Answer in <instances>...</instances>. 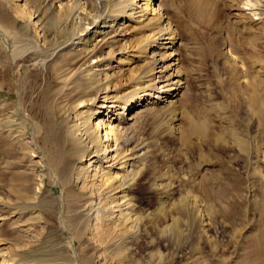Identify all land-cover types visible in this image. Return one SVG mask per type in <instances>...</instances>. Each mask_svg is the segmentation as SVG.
I'll return each mask as SVG.
<instances>
[{"label":"rangeland","instance_id":"obj_1","mask_svg":"<svg viewBox=\"0 0 264 264\" xmlns=\"http://www.w3.org/2000/svg\"><path fill=\"white\" fill-rule=\"evenodd\" d=\"M39 1L9 0L5 15L0 0L5 15L0 12V24L11 36L8 49L36 39L35 27L18 29L21 14ZM237 1L165 3L170 21H176L174 48L186 73L177 96L180 127L187 123L183 115L204 127L197 124L202 130L186 140L168 128L152 134L147 118L136 123L148 151L131 161L134 178L122 171L127 178L115 197L130 198L127 208L132 210L123 212L129 214L127 220L114 207L96 222L94 208L106 204L97 196L85 215L82 207L89 191L79 189L93 173L87 161L75 174H61L53 165L70 158L69 144L62 138L64 117L80 112L87 118L93 108L98 112L92 121L105 119L99 100L81 103L101 95L98 78L105 62L93 64L89 81L80 73L64 80L60 77L88 65L87 60L75 57L57 75L43 66L36 73L23 59L9 64L0 49V122L13 119L12 136L0 132V202L7 204H0V261L264 264V22L257 29L246 27L234 10ZM158 3L151 1L155 7ZM135 24L124 22L125 39L132 38ZM46 39L47 46L56 41L53 35ZM42 51L38 58L45 56ZM125 77L109 84L123 92ZM144 106L145 101L132 112ZM98 165L94 188L102 173ZM50 169L62 184L53 183ZM184 200L196 206V220L180 208Z\"/></svg>","mask_w":264,"mask_h":264},{"label":"bare ground","instance_id":"obj_2","mask_svg":"<svg viewBox=\"0 0 264 264\" xmlns=\"http://www.w3.org/2000/svg\"><path fill=\"white\" fill-rule=\"evenodd\" d=\"M151 1L40 0L21 14L23 21L18 29L23 31L31 28L30 25L35 27L36 39L26 44L21 43L18 48L15 44L13 48L8 49L7 43L11 36L5 26L0 24V49L11 65L17 59H23L27 69L32 72L38 73L37 71L43 66L57 75L65 70V65L73 58H84L88 65L78 67L67 77L60 78L68 80L80 73L85 76L84 80L89 81L93 75L95 66L93 64L105 62L98 78V82L103 83L99 89L101 95L98 97L95 93L94 96L82 99L81 102L93 104L96 99L99 100L97 107L106 109L105 119L92 121L90 118L98 112L93 108L87 111V118L82 117L80 112L64 117L62 121L65 136L62 138H65L69 144L70 158L69 161L52 162L57 172L61 174L73 172L75 174L83 161H87L88 166L93 167L92 175L87 177L88 180L83 181L79 191H89L82 207L87 216L92 211L93 201L96 200L92 201V197L104 199L106 204L100 205L99 202L94 208L96 222L108 210L112 214L114 207H118V214L123 217L129 215L132 210L127 208L130 205V198H125L124 195L115 197V195L122 191L124 180L127 178L122 171L126 172L128 177L131 175V178H134L132 168H129L130 165L132 166V160L141 158L148 151V143L139 137L136 123L147 118L149 121V123L146 121L147 126L152 134L156 135L168 128L179 133L186 140L204 127L190 115H183L187 123L185 122L184 127H180L179 121L182 116L177 96L186 80V73L180 63L181 57L174 48L179 38L174 28L176 21H170V12H167L165 4L167 0H159L157 7L153 6ZM8 2L9 0H3L1 4L3 11L8 8L10 4ZM237 2L234 10L237 11L236 15L240 19L243 18L241 21L244 25L260 28L264 22V0ZM243 8L249 11L245 12ZM0 12L2 16L8 15L5 11V15ZM124 22H130V25L136 23L132 38L129 40L125 39L128 29L123 30L127 26L123 25ZM133 33L139 34L136 36ZM48 35H53L56 41L50 42L51 45L47 46ZM42 50H45V56L41 55L43 58L40 56V59L36 55ZM124 75L127 81L124 83L123 92H119L114 87L115 84L113 87L111 85L113 80H119ZM144 101L146 106L133 113V109L142 105ZM9 116L11 117V115L7 117ZM12 123L11 118H8V121L2 119L0 132L5 131L11 137ZM68 163L69 168H67ZM98 164H101L102 173L98 176L100 177L98 188H94L92 185H96L93 180L96 179L95 168L99 166ZM105 168L108 170L104 171ZM50 172L53 183L62 184L51 169ZM120 196L123 199L118 201ZM0 204L7 206L1 202ZM22 207L28 209L31 206ZM180 208L193 221L197 219L195 205L184 200ZM125 209H129V214H123ZM127 219L128 217L125 218ZM177 228V221H174L173 229L176 232ZM0 264H17V262L12 258L2 257Z\"/></svg>","mask_w":264,"mask_h":264}]
</instances>
